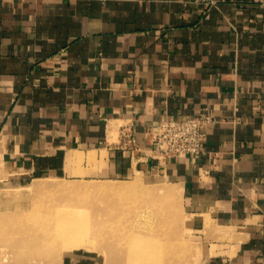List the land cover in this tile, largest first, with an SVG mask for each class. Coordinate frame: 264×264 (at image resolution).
<instances>
[{
  "label": "crops",
  "instance_id": "0c3cea01",
  "mask_svg": "<svg viewBox=\"0 0 264 264\" xmlns=\"http://www.w3.org/2000/svg\"><path fill=\"white\" fill-rule=\"evenodd\" d=\"M199 117L201 153L160 162L159 122ZM0 169L168 182L184 204L136 224L172 257L148 264H264V0H0Z\"/></svg>",
  "mask_w": 264,
  "mask_h": 264
},
{
  "label": "rangeland",
  "instance_id": "374dc122",
  "mask_svg": "<svg viewBox=\"0 0 264 264\" xmlns=\"http://www.w3.org/2000/svg\"><path fill=\"white\" fill-rule=\"evenodd\" d=\"M3 179L0 176V218L6 229L0 232V264H60L66 255L78 249L99 252L104 264L169 262L172 257L169 241L155 238V228L159 226L136 224L140 218L150 222L162 215L173 216L168 208L163 212L156 204H184L168 182H155L138 173L126 179H39L28 187L17 188ZM117 186H128L124 188L127 191H109ZM72 204L78 205L70 207ZM59 210L68 211L69 221L82 217L91 228L78 236L48 233L44 239L34 240L33 244L38 246L34 252L17 244L23 235L17 234V226H22V233L31 229L53 230L58 224L55 220L60 216L56 215ZM140 231H146L147 235H139ZM35 236L42 237L40 234L23 237Z\"/></svg>",
  "mask_w": 264,
  "mask_h": 264
},
{
  "label": "built area",
  "instance_id": "2783aa9c",
  "mask_svg": "<svg viewBox=\"0 0 264 264\" xmlns=\"http://www.w3.org/2000/svg\"><path fill=\"white\" fill-rule=\"evenodd\" d=\"M208 123L207 118L164 119L157 125L152 138V149L158 160L199 155L202 151ZM128 142L134 144L133 137Z\"/></svg>",
  "mask_w": 264,
  "mask_h": 264
},
{
  "label": "bare ground",
  "instance_id": "6f19581e",
  "mask_svg": "<svg viewBox=\"0 0 264 264\" xmlns=\"http://www.w3.org/2000/svg\"><path fill=\"white\" fill-rule=\"evenodd\" d=\"M125 187H128V186L111 187V188H109V191L114 192V193H122V192L127 191V190L124 189ZM77 205L78 204H72L70 207L77 206ZM61 211H63V210H61ZM61 211L59 210V212H57V214H56V215H60V216L58 217L57 220H55V221L58 222V224L55 225L53 230H51L49 228H47V230H45V231H38V230H32L31 229V230H28V231H23V233H22L21 232L22 226H17L15 228V230H17V234L18 233L19 234L20 233L23 234V235H21V237L19 236V239L16 241L17 244L21 245V246H25L26 245V248H28V250H30L31 252H34V250L38 249L37 244L36 245L33 244L34 240H36V239H44L45 238L44 236L46 234H48V233H52V234L57 233V235L59 234L60 236H63V234H65V233H69L70 235L72 234L74 236H78L77 234H79L80 232H88L87 230H89V228H91V226L89 224H87V223L82 221L83 220L82 217H81V219L78 218L76 221H74V220L69 221L68 220L69 217L66 216V213H68V211L67 212H65V210L63 212H61ZM53 214L55 215V213H53ZM79 220H81V221H79ZM51 221H54V220L50 219V222ZM13 222H14V220H13ZM34 223H38V222H34ZM1 224H2V220L0 218V232H2L3 230L6 229L5 227L1 226ZM6 225H7V222L5 223V226ZM32 226L34 227V225H32ZM66 226H68V227H66ZM63 227H65V228L63 229ZM26 234L27 235H29V234H32V235L40 234V235H42V237H40V236L39 237L35 236L33 238L23 237V236H27ZM81 234H83V233H81Z\"/></svg>",
  "mask_w": 264,
  "mask_h": 264
}]
</instances>
